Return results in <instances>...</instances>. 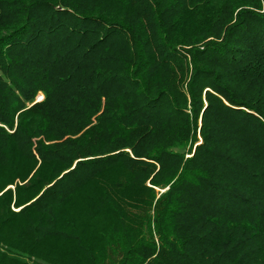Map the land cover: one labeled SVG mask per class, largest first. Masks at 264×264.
I'll list each match as a JSON object with an SVG mask.
<instances>
[{
	"label": "trees",
	"instance_id": "trees-1",
	"mask_svg": "<svg viewBox=\"0 0 264 264\" xmlns=\"http://www.w3.org/2000/svg\"><path fill=\"white\" fill-rule=\"evenodd\" d=\"M113 253L264 264V0H0V264Z\"/></svg>",
	"mask_w": 264,
	"mask_h": 264
},
{
	"label": "snow or ice",
	"instance_id": "snow-or-ice-1",
	"mask_svg": "<svg viewBox=\"0 0 264 264\" xmlns=\"http://www.w3.org/2000/svg\"><path fill=\"white\" fill-rule=\"evenodd\" d=\"M17 211H19V209H17ZM113 260H114L115 264H119L118 253H113Z\"/></svg>",
	"mask_w": 264,
	"mask_h": 264
},
{
	"label": "water",
	"instance_id": "water-1",
	"mask_svg": "<svg viewBox=\"0 0 264 264\" xmlns=\"http://www.w3.org/2000/svg\"><path fill=\"white\" fill-rule=\"evenodd\" d=\"M41 99H42V97H41L40 99L37 98V101H39V100H41Z\"/></svg>",
	"mask_w": 264,
	"mask_h": 264
},
{
	"label": "rangeland",
	"instance_id": "rangeland-1",
	"mask_svg": "<svg viewBox=\"0 0 264 264\" xmlns=\"http://www.w3.org/2000/svg\"><path fill=\"white\" fill-rule=\"evenodd\" d=\"M41 97L39 96L38 99H40Z\"/></svg>",
	"mask_w": 264,
	"mask_h": 264
}]
</instances>
